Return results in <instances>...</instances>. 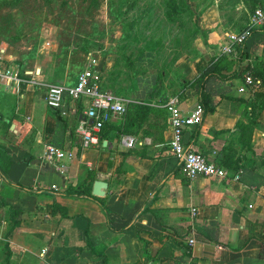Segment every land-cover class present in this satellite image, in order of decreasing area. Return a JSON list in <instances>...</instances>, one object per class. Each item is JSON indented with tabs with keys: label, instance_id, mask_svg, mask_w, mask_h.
<instances>
[{
	"label": "crops",
	"instance_id": "1",
	"mask_svg": "<svg viewBox=\"0 0 264 264\" xmlns=\"http://www.w3.org/2000/svg\"><path fill=\"white\" fill-rule=\"evenodd\" d=\"M211 21L204 31L212 46L209 61L179 74L177 85L164 90L178 97L183 112L190 111L199 103L202 69L213 55L218 59L217 73L203 87L208 99L201 121L185 127L182 140L237 174L236 180L183 176L168 149L165 99L153 90H132L123 99L130 109L104 123L96 144L81 148L75 127L85 120L86 100H65L53 110L42 86L72 85L88 61L98 68L97 60L89 53L53 50L47 42L22 51L0 37L1 63L26 73L18 86L0 83V147L11 159L0 172V264H39L41 249L57 264L263 262L264 100L259 105L236 88L241 68L264 70V23L223 54L219 47L228 29ZM247 99L257 102L253 113ZM123 136L134 144L122 145ZM46 144L70 154L62 158V172L44 160ZM94 181L105 182L101 195L92 194Z\"/></svg>",
	"mask_w": 264,
	"mask_h": 264
},
{
	"label": "rangeland",
	"instance_id": "2",
	"mask_svg": "<svg viewBox=\"0 0 264 264\" xmlns=\"http://www.w3.org/2000/svg\"><path fill=\"white\" fill-rule=\"evenodd\" d=\"M263 1L0 0V37L22 51L47 42L53 50L89 53L103 89L122 99L134 89L166 99L173 95L166 86L209 61L204 31L211 20L236 31Z\"/></svg>",
	"mask_w": 264,
	"mask_h": 264
},
{
	"label": "built area",
	"instance_id": "3",
	"mask_svg": "<svg viewBox=\"0 0 264 264\" xmlns=\"http://www.w3.org/2000/svg\"><path fill=\"white\" fill-rule=\"evenodd\" d=\"M264 23V2L258 4L249 18L248 22L236 31H226L224 33V43L219 47L223 54L232 52L235 46L242 45L251 35L254 25ZM241 77V85L236 90L238 93L251 96L260 89V79L254 77L250 67H243L238 72ZM26 73H20L19 69L10 65L2 64L0 61V83L6 88L18 86L26 82ZM32 83H34L32 81ZM43 98L48 108L58 110L65 100L77 102L86 100L87 107L82 112L85 120L91 119L90 123L79 121L75 127V132L80 136V147L86 148L98 142V133L102 125L112 116H120L124 111V100L114 93L101 87L99 70L94 61L90 60L84 68L76 74L72 85H61L58 83L43 85ZM164 107L168 112L170 127V139L168 149L176 158L183 176L187 180L197 177H212L219 180H236L237 174H229L224 167L207 160L198 152L192 150L182 140V131L185 127L198 124L201 121L202 108L196 105L188 112H183L179 108V100L176 95L167 96ZM134 139L130 136L120 138V143L126 147L134 144ZM59 147L53 144H46L44 147V160L53 164L58 172H62L64 165L62 158L69 156ZM51 189H55L51 185ZM190 215L195 214V209L189 210ZM188 246H192L194 239L188 237ZM45 249L39 252V264H57L46 260Z\"/></svg>",
	"mask_w": 264,
	"mask_h": 264
},
{
	"label": "trees",
	"instance_id": "4",
	"mask_svg": "<svg viewBox=\"0 0 264 264\" xmlns=\"http://www.w3.org/2000/svg\"><path fill=\"white\" fill-rule=\"evenodd\" d=\"M218 66H219L218 59H216V57L213 55L211 57V61L209 62V64L205 68H203L201 73H200L198 81L200 82L199 85H200L201 93L199 92V103H198V105L201 106L202 110H203L202 105L205 104V100L208 99L207 95L205 94V91L203 90V87L213 77V75H215V73H217V71L219 69ZM250 70H251L254 77H257L260 79V89L257 90L256 92H254L251 96H249L250 97L249 99H251V97H252V99L255 98L258 100V104L261 105L262 101L264 100V70H262V68L260 66H256V67L253 66ZM19 71L22 74L23 69L20 68ZM249 99H247V103H246V106L248 107L247 111L253 113L255 111L254 109L257 105V102L254 104L253 102L248 101ZM103 125H102V127H103ZM126 129H124V130H126ZM98 139H99V134H98ZM10 161H11V159H10L9 154L3 148L0 147V172L1 173L6 172ZM99 205L105 211V208L103 207L102 203L99 202ZM262 248L264 249V242L261 243V249ZM263 254H264V250H261V256ZM263 262H264V260H263Z\"/></svg>",
	"mask_w": 264,
	"mask_h": 264
},
{
	"label": "water",
	"instance_id": "5",
	"mask_svg": "<svg viewBox=\"0 0 264 264\" xmlns=\"http://www.w3.org/2000/svg\"><path fill=\"white\" fill-rule=\"evenodd\" d=\"M88 122L90 123L91 122V119H88ZM105 182H102V181H94L93 184H92V194L93 195H101L102 194V191L101 189H103L105 187Z\"/></svg>",
	"mask_w": 264,
	"mask_h": 264
}]
</instances>
